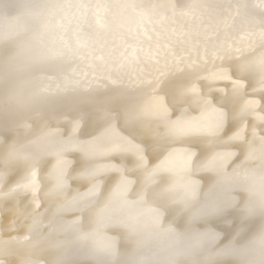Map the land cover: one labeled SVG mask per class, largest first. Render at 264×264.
I'll use <instances>...</instances> for the list:
<instances>
[{
	"label": "snow or ice",
	"instance_id": "1",
	"mask_svg": "<svg viewBox=\"0 0 264 264\" xmlns=\"http://www.w3.org/2000/svg\"><path fill=\"white\" fill-rule=\"evenodd\" d=\"M15 7L21 9L15 16L0 14V84L10 86L0 98V264H264V0L211 6L238 14L243 9L239 31L260 41L259 56L236 59L226 73L216 74L225 81L222 88L212 86L221 92L218 97L201 83L206 76L199 68V48L195 62L189 57L145 65L149 74L133 90L123 85L116 62L105 56L107 45L64 46V37L46 19L52 8L95 17L102 12L107 20L166 8L179 9L180 15L186 8L195 15L208 5L25 0ZM223 23L236 28L231 15ZM72 32L81 42L80 32L71 27L68 40ZM232 47L206 49L205 57L229 59ZM86 53L94 69H102L117 87L89 89L68 81L55 97L44 94L47 89L24 93L11 87L22 65L55 67L69 54L87 59ZM245 84L260 93L259 125L257 101L249 98ZM21 128L30 134L22 135ZM254 160L260 162L258 171L250 166ZM201 172L223 177L233 195H205L200 207L189 211L201 200L193 179ZM241 175L249 179L241 181ZM169 176L179 179L169 182ZM180 193L188 212L183 229L179 217L169 218L170 203ZM117 207L147 209V221L143 211L124 216ZM145 233L188 243L170 248L163 260L151 251H125L116 262L106 259L119 254L121 235L139 247ZM192 249L205 258L189 261Z\"/></svg>",
	"mask_w": 264,
	"mask_h": 264
},
{
	"label": "bare ground",
	"instance_id": "2",
	"mask_svg": "<svg viewBox=\"0 0 264 264\" xmlns=\"http://www.w3.org/2000/svg\"><path fill=\"white\" fill-rule=\"evenodd\" d=\"M25 0H0V14L9 17L17 15L21 9L15 7L17 4H23ZM44 3L52 5L61 4H79V3H104V2H126V0H43ZM139 4H167V5H189L202 4L208 5L199 10L195 15L188 9H183L184 15H180V10L177 9L174 13L172 8L159 9L155 12L146 10L143 14L129 12L123 17L104 19L103 13L99 17L83 13V10L76 9H59L52 8L47 13V22L49 28L53 32H58L61 37H64L62 43L67 46L69 42L77 48H82L84 45H95L98 49L104 45L108 46L104 53L106 57H110V63L116 62V69L123 76V85L129 89H138L142 87L141 80L149 73L145 70V65L155 64L157 60L163 63L165 59L171 64L173 59L191 57L192 61H197V51L199 48V68L206 76L201 83L205 86V91L212 90V95H221L220 91L212 88L213 85L219 84L223 87L225 81L216 78V74L223 71L227 72L228 65L234 63L236 59L259 56L260 41L255 37H249L247 33L239 31L242 24L243 9H232L227 12L222 9H216L211 6L217 4H243L246 0H133ZM231 15L234 18L236 28L225 27L223 17ZM85 16L87 18L85 19ZM232 21H229L231 25ZM38 30L41 26H36ZM77 29L81 35V42L76 40V32L71 33V41L65 36L68 28ZM234 45L231 48V58L225 59L210 54L205 57L206 49L211 53V49L215 46L223 44ZM83 50V49H82ZM113 53H115L113 55ZM125 53L128 59L125 58ZM87 54V59L83 55L69 54L56 61L55 67L49 64L22 65L15 71L11 87L24 93L43 92L47 89L49 92L44 94L55 97L57 90L68 81L82 82L89 89H107L117 87L111 80L105 78L102 69L95 70L93 67V57L90 53ZM129 59L135 61V64L129 63ZM99 63V58L96 60ZM223 66V68L221 67ZM111 70V69H110ZM9 85L0 84V98H2L9 89ZM243 87H248L247 84ZM249 98L255 99L256 117L255 123L259 125V100L260 93L257 90L252 92L248 87ZM208 119H211V113L208 114ZM55 123V121H53ZM30 129L21 128L22 135L30 134ZM259 132V127H257ZM54 134V133H53ZM257 171L260 167L259 160H254L250 164ZM169 182L179 179L178 176L167 177ZM198 181L197 196L201 197L199 202H194V206L189 211H196L203 202L205 195L221 196L228 198L233 193L228 191L226 181L223 177H216L211 172H201L193 177ZM241 181H247L249 178L245 175L239 177ZM214 186V188H213ZM256 194L258 196L259 183L256 179ZM210 189H212L210 191ZM236 195L244 196L243 192L235 193ZM23 198V197H22ZM28 201L33 199L32 195H28ZM184 194L177 195L176 201L170 203V216L179 217L178 226L183 229L184 219L188 215L185 205L182 202ZM115 211L121 215L129 216L136 215L143 211L144 220L147 221V209H139L136 207H117ZM70 216L71 214H66ZM258 224L259 220L254 221ZM215 227L224 231H231V227L224 226L221 223H215ZM188 243L183 239H177L174 236L156 237L150 236L147 233L142 237L139 247L135 243H126L123 235L119 242V254L106 259L113 262L123 259L125 251L139 252H156L163 260L167 258L168 251L178 245ZM194 243V242H193ZM23 254V251L21 252ZM205 253L200 249H192L188 260L202 261L205 258ZM14 264L16 262L14 261Z\"/></svg>",
	"mask_w": 264,
	"mask_h": 264
}]
</instances>
